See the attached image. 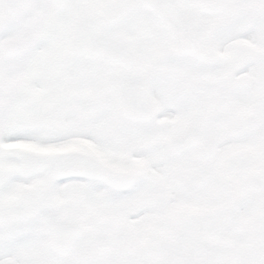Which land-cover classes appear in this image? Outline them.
Listing matches in <instances>:
<instances>
[{
	"label": "snow or ice",
	"instance_id": "obj_1",
	"mask_svg": "<svg viewBox=\"0 0 264 264\" xmlns=\"http://www.w3.org/2000/svg\"><path fill=\"white\" fill-rule=\"evenodd\" d=\"M0 264H264V0H0Z\"/></svg>",
	"mask_w": 264,
	"mask_h": 264
}]
</instances>
